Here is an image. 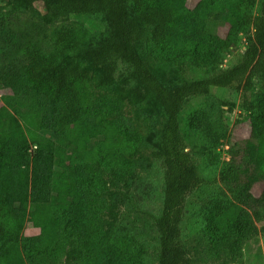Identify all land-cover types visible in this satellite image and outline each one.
<instances>
[{
	"label": "trees",
	"instance_id": "obj_1",
	"mask_svg": "<svg viewBox=\"0 0 264 264\" xmlns=\"http://www.w3.org/2000/svg\"><path fill=\"white\" fill-rule=\"evenodd\" d=\"M8 2V10L0 9V87L19 102L18 108L11 104L13 113L0 109V264H59L60 258L63 264H145L142 248L126 238L105 240L108 228L97 226L110 192L107 166L104 156L95 159L83 147L101 131L131 145L122 101L136 106L150 98L165 115L163 149L153 153L164 168L165 184L162 213L153 218L158 264H191L181 223L188 195L205 180L186 151L179 116L190 97L231 86L243 93L251 132L240 148H232L218 181L241 206L211 202L206 234L211 248L228 247L231 255L238 254L257 233L249 210L264 218V0L257 15L252 13L257 0H198L193 9L188 0ZM36 4L45 11L40 20L17 17L20 7ZM81 15L102 16L107 36L80 49V38L62 28L54 50L46 54L43 40L49 28ZM222 21L224 37L219 34ZM248 28L253 34L244 53L231 68H219L224 55L235 53L236 34ZM140 42L146 43L148 55L136 49ZM157 62L172 64L182 76L188 65L212 74L167 85L153 72ZM255 80L258 92L247 100ZM36 131L52 133L54 141L43 143ZM30 142L37 144L32 152ZM70 147L80 151L78 160L66 154ZM66 159L74 164L71 172ZM56 166L63 170L60 178ZM258 183L263 189L256 198L251 190ZM29 219L39 222L38 237L22 235Z\"/></svg>",
	"mask_w": 264,
	"mask_h": 264
},
{
	"label": "rangeland",
	"instance_id": "obj_2",
	"mask_svg": "<svg viewBox=\"0 0 264 264\" xmlns=\"http://www.w3.org/2000/svg\"><path fill=\"white\" fill-rule=\"evenodd\" d=\"M8 1L0 0V9L8 10L11 7ZM262 1L257 0L252 11L254 15L259 13ZM197 2L198 0H188L187 4L193 9ZM44 14L43 7L36 4L33 7H20L17 17L37 22ZM62 28L74 32L80 38V49L97 45L108 33V25L100 15L71 16L47 31L48 35L43 40L46 54L54 50L56 34ZM226 31L222 21L220 36L224 37ZM252 34V28L236 34V51L224 55L219 68L227 69L235 65L239 55L246 50L247 40ZM136 49L141 56L148 55L146 43H137ZM153 72L167 85H180L183 77L193 81L212 74V71L207 72L188 65L185 76H182L175 66L166 62L154 64ZM257 92L258 80H255V87L245 94L247 100H253ZM242 100L243 93L236 86L212 88L206 95L187 99L179 116L186 151L192 155L199 175L205 180L203 185L188 195L181 223L182 239L191 264H264V218L260 211L249 210L257 233L242 243L238 254L231 255L228 247L211 248L206 234V206L211 202L241 206L235 196L218 181V174L221 165L230 159L232 148H240L251 132L249 115L242 108ZM18 102L19 99L9 90L0 87V109L6 108L13 113L10 106L14 104L18 108ZM72 106L76 108L73 102ZM122 106L125 116L130 120L133 140L131 145L124 143L119 137L115 140L106 131H101L83 147L95 159L104 156L107 166L104 168L107 171L105 180L110 192L105 194L103 219L97 222V226L108 228V234L104 233L105 240L120 237L131 240L133 245L145 251V264H158L159 233L153 218L162 213L165 184L164 168L153 157V153L163 149L165 115L154 98L136 106L123 100ZM21 123L29 139L26 122L22 120ZM36 136L43 143L54 141L52 133L49 132L36 131ZM29 148L32 152L37 144L30 142ZM66 154H72L77 160L80 158V151L75 148L66 149ZM71 165L74 164L66 159L67 171L73 170ZM62 171V168L55 167L59 178ZM262 189L263 184L258 183L252 188L251 194L258 198ZM54 195L57 196L55 193ZM100 205L98 202V208ZM40 233L39 222L29 219L22 235L31 238L38 237ZM73 247H78V244ZM59 264H63V259H59Z\"/></svg>",
	"mask_w": 264,
	"mask_h": 264
}]
</instances>
